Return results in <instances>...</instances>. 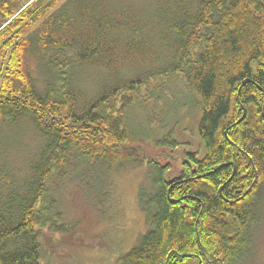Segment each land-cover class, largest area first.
<instances>
[{
    "label": "trees",
    "instance_id": "16d2710c",
    "mask_svg": "<svg viewBox=\"0 0 264 264\" xmlns=\"http://www.w3.org/2000/svg\"><path fill=\"white\" fill-rule=\"evenodd\" d=\"M152 1L0 0V264H51L43 236L70 234V175L104 183L139 163L132 111L169 99L176 78L201 109L206 153H189L172 178L149 161L152 189L139 193L149 228L118 264L253 256L264 216V0ZM147 120L154 143L178 146Z\"/></svg>",
    "mask_w": 264,
    "mask_h": 264
},
{
    "label": "rangeland",
    "instance_id": "374dc122",
    "mask_svg": "<svg viewBox=\"0 0 264 264\" xmlns=\"http://www.w3.org/2000/svg\"><path fill=\"white\" fill-rule=\"evenodd\" d=\"M126 1L138 8L153 7L152 0ZM156 50L153 53L156 57L164 52L162 49ZM155 63L152 62V65ZM138 66L143 68L141 62ZM31 67L34 72L37 70L34 61ZM175 80L172 89H168L169 99L157 105L156 101L151 100L147 106L132 111V123L143 133V139H139L133 149L134 153L139 154V163L118 165L103 175L104 183L99 180L94 183L88 177L70 175V196L66 201L68 207L65 208L67 222H70V234L47 230L43 236V248L51 264H118L122 253L138 244L149 228L139 196L141 188L152 189L149 161L170 166L167 177L172 178L179 173L189 153H196L199 158L205 155L206 149L198 126L201 109L191 110L192 97L184 96L188 90L183 80ZM94 89V80L86 83L87 94H91ZM149 118L155 121L153 126L162 125V129L154 132L156 138L170 135L178 143L176 148L157 145L146 135ZM33 141L28 139L27 145L30 146ZM137 148H140L139 152ZM246 264H264V216L255 251Z\"/></svg>",
    "mask_w": 264,
    "mask_h": 264
}]
</instances>
